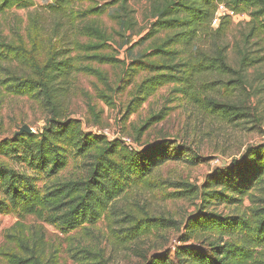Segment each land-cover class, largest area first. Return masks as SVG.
<instances>
[{"label": "rangeland", "instance_id": "obj_1", "mask_svg": "<svg viewBox=\"0 0 264 264\" xmlns=\"http://www.w3.org/2000/svg\"><path fill=\"white\" fill-rule=\"evenodd\" d=\"M50 2L19 0L0 11V44L24 49L22 55L8 54L0 59V140L11 137L23 125L38 133L49 117L48 109L38 99L11 93L5 82L13 75L32 73L28 59L30 50L42 62L52 43L59 47L66 42L63 39L59 42V37L54 36L52 42L49 40L56 26L45 11ZM118 4L112 0H73L68 10H74V20L66 19L70 23L66 39L86 42L87 38L75 34V29L82 24L98 25L113 38L109 42L110 51L128 65L141 55L151 53L150 47L170 34L169 30H161L144 39L149 24L155 19L150 14L151 0H126L136 26L121 38L115 34L119 27L113 16ZM92 7L101 11L81 14ZM252 9L241 6L236 11L237 17L223 18L224 27L218 38L232 71L221 76L203 75L194 84L193 94L186 92L179 83L161 85L126 117L123 114L131 92L148 73L140 70L128 77L121 64L98 63L87 59V53L70 51L75 64L101 70L107 85L92 74L75 71L63 102L67 116L80 119L90 130L107 129L109 136L129 138L135 137V128L153 117L139 140L133 141L134 146L143 148L166 141L170 145L169 153L146 177L141 180L133 177L132 183L126 185L95 222H83L65 230L33 215H21L10 208L2 210L0 264H9L3 255L8 252L30 255L18 246L20 236H24L25 244L34 248L40 257V263L36 264H151L157 258L165 264H191V256L176 251V247L183 244L206 253L208 258L214 256L212 248L221 240L218 234L207 233L185 243L182 241L189 219L200 211L249 218L250 208L255 206L257 196L264 192L262 183L241 195H234V200L225 201L194 193L191 188H201L211 174L228 167L233 160L240 162L248 148L264 142V31L258 27L254 36L246 37L253 26L250 21ZM214 27L211 36L194 40L189 50L177 44L166 47L176 51L168 59L159 55H153L151 59L178 63L179 69H185V61L197 49L208 50L211 46ZM239 48L258 61L249 66L241 65ZM206 99L234 104L240 115L233 118L232 115H219L206 105ZM89 105L94 107L93 112ZM95 116L98 117L96 123ZM63 148L65 166L53 175L34 170L13 156H0V160L9 168L28 174L35 186L43 190L85 175L91 156L96 152L93 148L80 153L68 145ZM210 185L218 188L214 183ZM229 239L228 236L222 237L223 241ZM256 251L263 262L253 264H264V248Z\"/></svg>", "mask_w": 264, "mask_h": 264}, {"label": "trees", "instance_id": "obj_2", "mask_svg": "<svg viewBox=\"0 0 264 264\" xmlns=\"http://www.w3.org/2000/svg\"><path fill=\"white\" fill-rule=\"evenodd\" d=\"M19 0H0V11L12 6ZM73 0H51L45 6L49 18H52L56 28L53 27L52 37H59L63 44L56 47L52 43L45 59L40 62L36 54L28 57L32 73L27 76L13 75L6 81L7 89L16 95H31L38 99L49 112V117L42 130L38 133L13 134L11 137L0 140V156L16 157L32 169L39 170L47 175H53L63 168L66 163L63 147L68 145L77 152L96 149L92 154L85 175L70 179L39 190L33 179L24 172L9 168L0 160V212L12 209L21 215H33L55 224L61 229H72L83 222H95L107 211L108 207L123 192L126 185L132 183L133 177L141 180L160 165L169 153V142L147 147L130 149L121 136L109 138L101 132L85 127L80 119L67 116V109L63 102L72 80V74L81 70L92 74L104 85H107L105 74L90 65H78L74 57L70 56L72 49L87 53L89 60L110 65L121 64L125 76H133L143 70L148 73L140 83L134 86L131 99L124 109L126 117L134 112L138 105L158 87L166 83H179L185 87L186 92L193 94V86L197 79L205 74L225 75L232 71L228 66L224 46L220 43V32L224 27L223 18L217 26H211L215 8L218 4L238 11L241 6L252 7L250 12L252 28L246 37H252L257 28L264 31V0H151L150 14L155 17L149 24L146 39L161 30H169L170 34L160 43L152 45V52L141 55L125 65L113 52L110 51L109 42L113 38L106 30L98 25L82 24L75 30L87 38L86 42H79L75 38L66 39L70 31L66 19H73L74 10H68ZM119 3L114 18L118 24L115 34L123 38L131 31L136 22L131 16L132 10L127 7L126 0H112ZM99 8H87L82 15L98 13ZM73 27V23L71 25ZM214 37L208 50L195 51L192 57L185 61L186 68L179 69L178 63H167L164 60H152L151 56L159 55L168 59L176 53L168 50L180 44L189 50L194 40L211 36ZM62 29V30H61ZM38 29L36 30L37 33ZM55 31V32H54ZM35 43L36 40L34 39ZM135 45V44H133ZM23 48L10 44H0V59L8 54L22 55ZM240 64L249 66L258 61L250 58L239 48ZM102 97H106L102 95ZM206 105L219 115L239 116L238 107L234 104L217 103L206 99ZM91 111L94 107L89 105ZM95 123L98 122L95 116ZM149 117L142 126L134 129L135 137L139 140L143 130L151 123ZM64 145V146H63ZM210 180V181H209ZM214 183L218 188H212ZM264 183V142L248 148L240 162L233 160L230 165L211 174L201 188L191 186L194 193L200 192L202 196H214L225 201L234 200V195H241L255 185ZM188 186V185H187ZM226 191V192H225ZM255 206L250 208L251 216L231 217L200 211L187 222L186 235L182 240L199 238L203 234H218L220 244L212 249L214 256L208 258L207 254L190 245L176 247L178 253L191 256V264H253L262 263L258 248H264V192L257 196ZM153 220V219H152ZM168 223L172 221L168 220ZM228 236L229 240H222ZM18 246L29 252L22 256L16 252L3 254L9 264H36L40 257L34 248L25 244L24 236L17 238ZM175 251V252H176ZM259 258V259H258ZM151 264H165L157 258Z\"/></svg>", "mask_w": 264, "mask_h": 264}, {"label": "built area", "instance_id": "obj_3", "mask_svg": "<svg viewBox=\"0 0 264 264\" xmlns=\"http://www.w3.org/2000/svg\"><path fill=\"white\" fill-rule=\"evenodd\" d=\"M238 13L236 11H234L233 9L227 7L225 4H218L215 8V12L213 15V18L211 20V26H217L218 23L221 21V19L223 17H227V18H234L237 17ZM97 132H101L104 135L113 138L115 137L113 136H109V132L107 131V129H101V130H97ZM121 139L125 142V144L130 148H135V144L132 141L131 138L127 137V136H121Z\"/></svg>", "mask_w": 264, "mask_h": 264}, {"label": "water", "instance_id": "obj_4", "mask_svg": "<svg viewBox=\"0 0 264 264\" xmlns=\"http://www.w3.org/2000/svg\"><path fill=\"white\" fill-rule=\"evenodd\" d=\"M22 132L32 133L33 131H32V129H31L29 126H27V125H23L22 127H20V128L18 129V131H16L15 134H20V133H22Z\"/></svg>", "mask_w": 264, "mask_h": 264}]
</instances>
